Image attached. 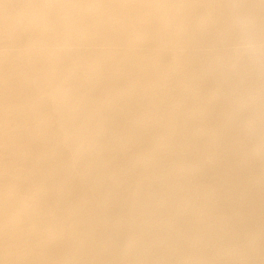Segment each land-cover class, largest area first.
<instances>
[{
	"label": "bare ground",
	"instance_id": "obj_1",
	"mask_svg": "<svg viewBox=\"0 0 264 264\" xmlns=\"http://www.w3.org/2000/svg\"><path fill=\"white\" fill-rule=\"evenodd\" d=\"M0 264H264V0H0Z\"/></svg>",
	"mask_w": 264,
	"mask_h": 264
},
{
	"label": "clouds",
	"instance_id": "obj_2",
	"mask_svg": "<svg viewBox=\"0 0 264 264\" xmlns=\"http://www.w3.org/2000/svg\"><path fill=\"white\" fill-rule=\"evenodd\" d=\"M237 23L242 40L246 41L248 48L254 47L249 20L243 14H239L237 18Z\"/></svg>",
	"mask_w": 264,
	"mask_h": 264
}]
</instances>
